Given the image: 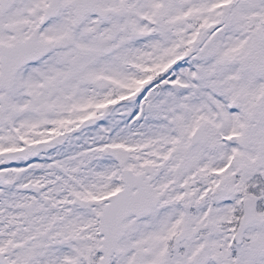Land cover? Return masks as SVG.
I'll return each mask as SVG.
<instances>
[{
  "label": "snow or ice",
  "instance_id": "snow-or-ice-1",
  "mask_svg": "<svg viewBox=\"0 0 264 264\" xmlns=\"http://www.w3.org/2000/svg\"><path fill=\"white\" fill-rule=\"evenodd\" d=\"M0 264H264V0H0Z\"/></svg>",
  "mask_w": 264,
  "mask_h": 264
}]
</instances>
